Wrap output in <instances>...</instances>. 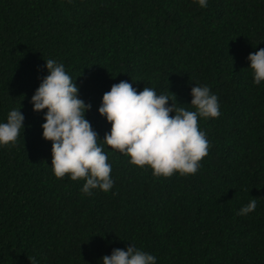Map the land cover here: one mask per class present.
<instances>
[{"label": "trees", "instance_id": "16d2710c", "mask_svg": "<svg viewBox=\"0 0 264 264\" xmlns=\"http://www.w3.org/2000/svg\"><path fill=\"white\" fill-rule=\"evenodd\" d=\"M261 48L264 0H0V123L25 117L17 144L0 145V264H103L132 244L157 264H264V81L248 60ZM48 59L92 105L108 192L54 175L47 109L31 102ZM121 81L189 110L196 85L218 97L220 117L198 120L210 148L196 174L156 177L103 141L99 108Z\"/></svg>", "mask_w": 264, "mask_h": 264}, {"label": "clouds", "instance_id": "9594fccd", "mask_svg": "<svg viewBox=\"0 0 264 264\" xmlns=\"http://www.w3.org/2000/svg\"><path fill=\"white\" fill-rule=\"evenodd\" d=\"M201 8L208 0H194ZM255 85L264 81V48L248 56ZM49 75L32 97L34 111L47 109L42 125L43 138L52 142V169L58 179L66 175L72 181H86L82 193L91 196L92 190L108 192L114 181L108 156L98 145V134L85 118L91 104L78 98L79 89L62 63L46 60ZM191 108L178 106L168 95H157L151 87L139 93L127 81L114 84L103 95L99 113L111 124L104 142L113 150L130 157V163L140 168L150 167L156 177L194 175L201 161L209 154L210 144L200 130L199 118H219L218 97L207 85L192 88ZM176 97V96H175ZM172 106H168L169 100ZM175 113L174 116L170 115ZM21 110H12L6 123H0V145L15 146L24 129ZM253 198L238 215L254 212ZM103 264H157L156 257L138 249L134 244L127 250L114 249L111 256L102 258Z\"/></svg>", "mask_w": 264, "mask_h": 264}]
</instances>
